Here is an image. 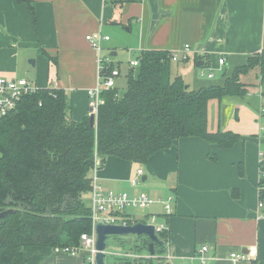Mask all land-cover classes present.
<instances>
[{"label": "crops", "instance_id": "obj_1", "mask_svg": "<svg viewBox=\"0 0 264 264\" xmlns=\"http://www.w3.org/2000/svg\"><path fill=\"white\" fill-rule=\"evenodd\" d=\"M30 1L35 24L26 5L0 0V73L7 78H22L23 66L30 65L33 76L29 81L37 88L64 91L74 122L89 116L87 91L97 79L98 54L85 37L98 31L103 34L108 26L114 27L119 42L109 45L110 38L104 42L107 54L103 56H109L119 71L120 62L116 63L114 57L123 47L127 54H135L129 63L143 51L171 53L189 45L196 54L176 63L181 67L175 73L170 68V74L172 78L180 76L192 90L223 85L235 68L264 50V0ZM219 58L224 59L221 66ZM197 62L202 67L211 65L221 77L203 79ZM188 76L190 79H186ZM257 81L256 71H250L240 77L247 89L243 100L215 101L219 116L215 131L239 136L231 147L219 148L201 138L186 137L154 153L145 165L116 157L105 159L96 177L106 189L146 194L156 202L174 197L172 213L166 218H162V204L156 202L141 213H129L137 220L146 215L159 217L167 234L163 252L155 249L153 257L148 250H142L139 256L132 254L139 240L129 235L128 239H118L129 248L121 253L156 259L161 264H201L198 253L206 246L205 264H229L231 253L246 255V260L238 264H264V199L263 207L258 208V187L264 183V169L258 164V153L264 151V125L256 122L257 118L259 122L264 120V114L254 91ZM244 100L259 116L245 107ZM207 131L215 132L208 124ZM138 169L143 175L139 185L132 187L130 180L137 177ZM83 201L89 205V193ZM113 242L115 246L118 243ZM165 252L170 255L168 262L163 257ZM40 264L87 263L82 254L71 257L50 253Z\"/></svg>", "mask_w": 264, "mask_h": 264}, {"label": "trees", "instance_id": "obj_2", "mask_svg": "<svg viewBox=\"0 0 264 264\" xmlns=\"http://www.w3.org/2000/svg\"><path fill=\"white\" fill-rule=\"evenodd\" d=\"M17 2L26 5L35 24L31 1ZM136 60L122 93L102 92L93 127L89 116L72 120L64 91L56 88L22 96L0 117V212L13 210L0 220V264H40L54 247H77L80 236L91 232L83 197L91 189L95 157L101 166L107 157L145 165L154 153L186 137L229 148L239 136L207 131L208 102L243 100L247 91L240 77L255 67L264 98V50L235 68L223 85L198 90L186 89L180 76L171 77L168 51H143ZM259 198L264 199V190ZM136 238L135 247L147 251L149 240ZM158 239L164 245L154 251L163 252L166 232ZM108 259L109 264H153L144 256Z\"/></svg>", "mask_w": 264, "mask_h": 264}, {"label": "built area", "instance_id": "obj_3", "mask_svg": "<svg viewBox=\"0 0 264 264\" xmlns=\"http://www.w3.org/2000/svg\"><path fill=\"white\" fill-rule=\"evenodd\" d=\"M85 40L90 47L98 54L97 60V79L93 88L87 91L88 96V115H93L95 120L98 110L104 101L102 98V92L115 88V81L120 75L119 69L112 65L111 58L109 56H103L102 44L109 40V37L103 35L100 31L89 34L85 37ZM196 54L193 52L189 45H184L180 51H174L170 53V60L174 63L186 62L189 58ZM131 67L138 65V60L129 62ZM224 59H218V65H223ZM202 75L204 73L202 72ZM208 79H212L214 75L212 72L206 74ZM38 88L31 81L24 78H7L0 73V117L5 115L8 111L12 110L19 99L28 94L34 93ZM260 113L264 114V104L260 107ZM258 164L260 168L264 169V151L258 153ZM101 167V164L95 157V164L91 173V189L89 192V211L91 218V232L84 233L79 238V245L77 247H54L51 250L54 256H71L83 255L87 264H96L95 256L97 234L95 231V224L98 221H102L104 224L131 225L136 221H141L145 224L152 225L154 227V233L158 237L166 231V226L159 221V217L155 215H146L141 220H137L134 216L130 215V210L142 209V212L148 209L153 203L150 197L146 194L131 195L125 191H114L112 189H106L98 181L96 177L97 170ZM143 175L141 169L137 170V177L130 180V185L136 187L140 183V177ZM264 190V186L258 187V193ZM156 203L162 204L163 214L162 218H166L172 213V206L174 204V197L168 196L165 200H158ZM263 204L258 202V208H262ZM261 217V216H259ZM207 247H201L198 253V259L201 264H205L206 257L205 252ZM106 257L112 256H124L133 258L131 255L112 252L110 250L105 251ZM131 256V257H130ZM151 257V256H150ZM165 262L169 261L170 255L165 252L163 256ZM246 255L231 253L228 256L229 264H238L239 262L246 260Z\"/></svg>", "mask_w": 264, "mask_h": 264}, {"label": "rangeland", "instance_id": "obj_4", "mask_svg": "<svg viewBox=\"0 0 264 264\" xmlns=\"http://www.w3.org/2000/svg\"><path fill=\"white\" fill-rule=\"evenodd\" d=\"M108 27H109V28H107L108 31H105L106 33L105 32L103 33L104 35H107L110 38V40H111V42L108 43V44L110 45L113 42H117L118 43L119 42V39H118L119 36L116 34L114 27H113V29L110 28L112 26H108ZM116 48H118V47H116ZM123 48L117 50L116 51L117 52V55H116V57H114V61L116 63L117 62H120L121 76L119 77V79H117L115 81V83H116V89L119 91V93H122L124 91V89L126 87L127 75L130 72V69H132V67L130 66V64L128 63V61L131 60V59H133V58H135V54H133V53L132 54H127V52ZM106 54H107V51L104 49L102 51V55H106ZM25 60H27V59H25ZM27 65H29V64H27ZM178 67H181V64L171 63V72L172 73H175L177 71V68ZM198 68H199V71L202 70V72H204V76L205 77H203V79L206 78V74L209 73V72H212L214 74V76H215L214 79H216L218 77H221L220 72L217 69H214V67H212L211 65H207V66L205 65L203 67H198ZM22 69H25V72L21 73V77L24 78V79L30 80V78H32V76H33V70H32L33 67H31L29 65V67H25L24 68V66H23ZM134 70H135V68H134ZM253 70L256 71V74H258L257 67H255ZM186 79H190L189 76L186 77ZM253 83H256V82H253ZM257 83H256L257 86H255V88H254L255 95L259 96L260 102L263 105L264 104V98H261V87H260L258 81H257ZM244 86H245V89H246V85H244ZM246 91H247V89H246ZM243 104L245 105L246 108L250 109L251 112L253 113V108H252V106L247 101L244 100L243 101ZM254 113L256 114V116H259L258 113H256V110H254ZM218 117L219 116H218V112H217L216 102H215V100H210L209 103H208V107H207V124H208V128L210 130L215 131V129L217 128V124H219V123H217V118ZM236 120H238V116L236 117ZM235 122H237V121H235ZM256 122H257V125L258 124L259 125L260 124L261 125H264V120H262V121L259 122V118L256 119ZM220 127H221V122H220ZM263 185H264V183L263 184H260V186H263ZM85 203L88 204V198L87 197L85 199ZM130 212H133V213H141L142 212V209H135V210L133 209V210H130ZM129 237L130 236H128V238ZM119 238H120L119 236H116V237H112V238H110L108 240V244L110 245V251L112 250L113 252H115V254H118V253L121 254V252H128L129 251V248L126 247V244H122L121 245V242L123 240H121V241L118 242V239ZM121 238L122 239H128L127 237H121ZM113 241L118 242L116 246L114 245L115 243ZM131 245L130 246L132 248H134L135 245L133 243ZM125 254H127V253H125ZM132 254H135V255L139 256L140 254H142V251H140V249L137 248V250H135V251L133 250V253ZM143 254L145 255V252ZM133 258H135V257L133 256ZM109 262H110L109 259H108V261L105 260V264H109Z\"/></svg>", "mask_w": 264, "mask_h": 264}, {"label": "water", "instance_id": "obj_5", "mask_svg": "<svg viewBox=\"0 0 264 264\" xmlns=\"http://www.w3.org/2000/svg\"><path fill=\"white\" fill-rule=\"evenodd\" d=\"M32 66L34 65V61L31 60L29 62ZM202 64V63H201ZM199 62L196 63L197 67H202ZM187 89L188 86L185 85ZM90 126H94L95 118L93 115H89ZM13 210L8 209L0 212V220L5 216L11 214ZM95 231L97 234L96 240V256L95 262L96 264H105L106 254L105 251L108 250L109 244L108 240L112 237H126V236H136L141 237L145 236L149 240V244L147 246L148 253L151 257L154 256V246L157 245L162 247L164 243L158 239V237L154 233V227L152 225L145 224L141 221H136L131 225L121 226V225H112V224H104L102 221H98L95 224ZM153 264H161L158 263L156 259H152Z\"/></svg>", "mask_w": 264, "mask_h": 264}]
</instances>
